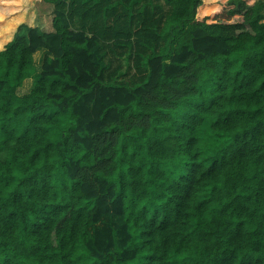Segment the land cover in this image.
I'll return each instance as SVG.
<instances>
[{
  "label": "trees",
  "instance_id": "trees-1",
  "mask_svg": "<svg viewBox=\"0 0 264 264\" xmlns=\"http://www.w3.org/2000/svg\"><path fill=\"white\" fill-rule=\"evenodd\" d=\"M42 1L0 0V264H264V1Z\"/></svg>",
  "mask_w": 264,
  "mask_h": 264
},
{
  "label": "rangeland",
  "instance_id": "rangeland-1",
  "mask_svg": "<svg viewBox=\"0 0 264 264\" xmlns=\"http://www.w3.org/2000/svg\"><path fill=\"white\" fill-rule=\"evenodd\" d=\"M228 1L229 0H205L204 6L201 11V17L207 19V22H211L214 14L216 12L221 11V9L228 4ZM242 1L246 2L247 4H251L255 1H264V0H242ZM29 7H30V15L27 21H25L22 24H27V25L38 24L39 26L42 27L47 25L48 27L50 21L51 7L44 4L42 0H30ZM234 21H241V17L236 16L234 18ZM123 61H125V58L123 59Z\"/></svg>",
  "mask_w": 264,
  "mask_h": 264
},
{
  "label": "crops",
  "instance_id": "crops-1",
  "mask_svg": "<svg viewBox=\"0 0 264 264\" xmlns=\"http://www.w3.org/2000/svg\"><path fill=\"white\" fill-rule=\"evenodd\" d=\"M44 4L48 5L51 7V11H52V5H50L49 3H46V2H43ZM51 19H52V14L50 12V21H49V25L47 27V25H45L44 27L42 26H39L38 24H31V25H28V26H31V27H37L39 28V30L43 31V32H47V31H52V26H51ZM14 33V32H13ZM13 35V34H12ZM46 54V51L43 50V49H39L33 56L34 58V65L36 67V70L39 71L40 70V65H41V61H42V57ZM32 80V79H31ZM23 88V87H22ZM21 89H18V93L20 92V94H24L26 92H28L31 88V84H30V88H27L25 90H22Z\"/></svg>",
  "mask_w": 264,
  "mask_h": 264
}]
</instances>
